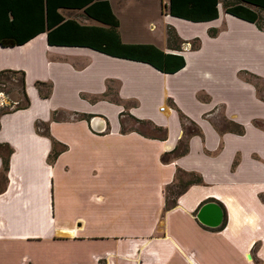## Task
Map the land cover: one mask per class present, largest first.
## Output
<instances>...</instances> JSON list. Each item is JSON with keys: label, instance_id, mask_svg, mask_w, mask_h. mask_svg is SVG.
Listing matches in <instances>:
<instances>
[{"label": "crops", "instance_id": "0c3cea01", "mask_svg": "<svg viewBox=\"0 0 264 264\" xmlns=\"http://www.w3.org/2000/svg\"><path fill=\"white\" fill-rule=\"evenodd\" d=\"M7 1L3 33L30 39L0 46V72L22 73L27 99L0 113V264H264V28L224 0L198 23L168 15V0H106L115 38L63 5L84 0H49L48 18L46 0ZM85 43L150 45L184 66L164 74ZM124 114L164 136L122 132ZM180 116L196 127L186 139ZM176 169L201 181L164 207ZM206 202L216 228L195 218Z\"/></svg>", "mask_w": 264, "mask_h": 264}, {"label": "trees", "instance_id": "16d2710c", "mask_svg": "<svg viewBox=\"0 0 264 264\" xmlns=\"http://www.w3.org/2000/svg\"><path fill=\"white\" fill-rule=\"evenodd\" d=\"M218 0H168V9L167 13L170 16L177 17L180 19H184L190 22H204L210 21L217 16L216 12V5ZM62 4V3H61ZM63 5L66 6H76L79 9H83V13L91 19L102 23L104 25H108L110 27V34H112L115 38V28L117 26V21L111 15L109 8L107 6L106 0H84L81 1L79 4H69L64 3ZM223 10L226 14L231 15L237 19H240L245 22L254 23L256 27L260 30L264 28V17L259 16L258 12L254 11L253 9H257L260 12H264V0H234L232 3L223 2L222 3ZM104 8L107 19L104 18L102 15L105 13H101L100 15L94 12V9ZM19 9V8H18ZM100 12L102 9H99ZM15 9L13 6L8 4L7 0H0V46L1 47H12L18 46L30 38H23V37H12L9 35H5L3 32V28L5 25L12 26L13 19L15 17ZM49 0H46V7H45V14L46 18L49 17ZM6 13L10 15L11 20L7 23ZM62 20L59 17L57 23H60ZM71 22L67 21L63 24H69ZM55 30V29H54ZM53 30V31H54ZM7 32V31H6ZM47 42L50 44L49 35H47ZM52 45V44H50ZM54 45V44H53ZM79 45V44H78ZM90 47L98 52L119 57L122 59L133 60L137 62H142L148 64L155 70L164 73V74H173L180 70L184 66V62L181 56L177 54H163L156 48L150 45H119L120 52L111 53L108 52L105 48L100 46H96L91 43L80 44ZM3 86H10L12 90L16 91L20 96L18 102L15 105H12V108L8 109L2 108L0 110L1 114H7L13 111H17L20 109H24L27 105V99L24 94V84L22 79V73L13 72V71H1L0 72V85ZM1 91V88H0ZM181 119V116L179 117ZM136 122L144 125L150 126L147 122L137 121ZM181 125L182 122L180 121ZM155 129V130H154ZM154 131L158 134H152L148 136H154L161 138L164 136L165 131L159 130L154 127ZM122 130V125H121ZM160 131V132H159ZM241 128L238 133H241ZM138 132V131H137ZM140 133V132H139ZM143 134V133H142ZM145 135V134H144ZM2 148V146H0ZM6 148V146H5ZM61 149V148H60ZM8 151V149L6 148ZM1 153V152H0ZM55 155V154H54ZM53 156V155H52ZM54 157V156H53ZM6 163L3 162V169L5 168ZM188 176H193L191 181L186 182V186L191 183H199L201 180L198 176H194L193 174L189 173ZM185 185V184H184ZM183 190V189H182ZM174 202L172 203V205Z\"/></svg>", "mask_w": 264, "mask_h": 264}, {"label": "rangeland", "instance_id": "374dc122", "mask_svg": "<svg viewBox=\"0 0 264 264\" xmlns=\"http://www.w3.org/2000/svg\"><path fill=\"white\" fill-rule=\"evenodd\" d=\"M224 1L227 2V3H232L234 0H224ZM144 33H146L145 28H144ZM141 34L143 35L142 32H141ZM193 46H194V44H191L192 48H193ZM200 70H201V67H200ZM254 83H256L257 86L259 87V83H257V82H254ZM4 90L5 91L1 90L2 96H0V103L1 102L3 103V105H2L3 107H1V106L0 107L1 108H6L7 107L8 109H10V108H12V106L10 104L11 101H13L15 98H16V100H18V93L15 92L14 90H12V88L10 86H6ZM4 106H6V107H4ZM211 119L213 120V122H215V124H217L218 120H216V117H212ZM136 120L137 119L132 118V117H130L127 114H124V116L122 118L123 122H120L121 125H122V132L130 131V132H136L137 133V131H138V132L143 133L145 135H152L153 133L156 134V135L158 134L157 132L154 131L155 129H154L153 126H148L147 124L146 125L140 124V123L136 122ZM179 120L182 122V125H181L182 139H186V137L190 133H194L195 132L196 127H195L194 124H192V122H190L189 120H187L186 118H184L182 116H181V119L179 118ZM137 121H140V120H137ZM222 124L223 123H221V125ZM222 127L223 126H221V128ZM257 127H260L261 129L264 130V125L263 124H258ZM156 128L159 129L160 131L161 130L165 131V129L162 128V127H156ZM183 147H184V143L182 142L179 145V147H178V151L183 149ZM174 158H172V156H169V155H167V156L164 155V156H162L160 158V160L163 161V162H169V161H171ZM174 176H175V183L174 184H170V186H168V187H166L164 189V195H165V198H166V204L164 205V207H171L172 203L174 202V199L176 198V196L178 194H180L185 189L186 182L191 181L192 178H193V176H188V173H186V172H184V171H182L180 169H176Z\"/></svg>", "mask_w": 264, "mask_h": 264}, {"label": "water", "instance_id": "95a60500", "mask_svg": "<svg viewBox=\"0 0 264 264\" xmlns=\"http://www.w3.org/2000/svg\"><path fill=\"white\" fill-rule=\"evenodd\" d=\"M94 123H91L92 126ZM195 218L200 224L206 227L216 228L222 222V211L216 203L206 202L199 207L195 213Z\"/></svg>", "mask_w": 264, "mask_h": 264}]
</instances>
